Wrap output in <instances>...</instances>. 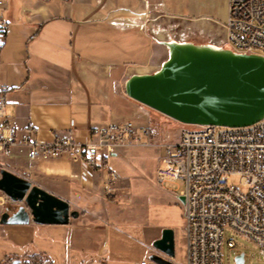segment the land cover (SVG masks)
Listing matches in <instances>:
<instances>
[{
    "label": "crops",
    "instance_id": "obj_1",
    "mask_svg": "<svg viewBox=\"0 0 264 264\" xmlns=\"http://www.w3.org/2000/svg\"><path fill=\"white\" fill-rule=\"evenodd\" d=\"M1 1L0 18L8 26L0 50V84L10 88L7 118L16 126L19 141L35 130L32 137L43 141L58 132L86 142L91 129L137 114L138 102L126 95L125 83L135 74L156 72L150 66L155 41L166 48L133 27L145 18L144 0ZM151 1L160 5L154 15H164L159 24L190 26L196 44H224L228 0ZM6 159L13 160L8 164ZM0 161L27 180V172L56 180L60 184L46 190L79 212L68 225L0 223V264L32 258L47 264H117L120 251L112 247L117 226L103 191L106 170L86 187L82 165L66 156L34 162L17 148ZM4 198L0 196V203ZM161 234L148 238L144 256L150 261L154 255L164 256L153 248ZM171 261L176 264L175 258Z\"/></svg>",
    "mask_w": 264,
    "mask_h": 264
},
{
    "label": "built area",
    "instance_id": "obj_2",
    "mask_svg": "<svg viewBox=\"0 0 264 264\" xmlns=\"http://www.w3.org/2000/svg\"><path fill=\"white\" fill-rule=\"evenodd\" d=\"M228 2L227 38L220 47L264 57V0ZM144 5L145 18L133 27L161 43L191 42V27L161 25L158 19L164 15H154L160 5L151 0H144ZM7 26L0 18V50ZM9 91V87L0 84V158L12 157L17 148L34 162L58 159L62 152H70V159L83 167L86 187H92L95 175L106 170L103 191L111 198L116 195L119 176L110 168V159L125 148L156 146L153 131L132 120L91 129V139L86 142L70 140V136L58 132L51 133V140L43 141L32 137L35 130L19 141L16 126L7 118ZM184 125L188 128L180 132L175 142L159 145L162 157L157 183L162 187L179 180L185 183V190L176 195L185 197V264H224V233L228 227L250 239L264 256V119L246 127ZM4 168L0 161V172ZM234 176L241 177L248 186L247 193L236 188ZM228 245L237 247L234 241Z\"/></svg>",
    "mask_w": 264,
    "mask_h": 264
},
{
    "label": "water",
    "instance_id": "obj_3",
    "mask_svg": "<svg viewBox=\"0 0 264 264\" xmlns=\"http://www.w3.org/2000/svg\"><path fill=\"white\" fill-rule=\"evenodd\" d=\"M168 59L153 74H135L126 95L181 124L246 127L264 119V57L193 42H162ZM0 191L19 206L2 214L0 223L68 225L79 217L70 203L19 175L2 169ZM179 200L185 203V197ZM175 232L164 229L153 248L156 264H174ZM245 255L236 257L244 264Z\"/></svg>",
    "mask_w": 264,
    "mask_h": 264
},
{
    "label": "rangeland",
    "instance_id": "obj_4",
    "mask_svg": "<svg viewBox=\"0 0 264 264\" xmlns=\"http://www.w3.org/2000/svg\"><path fill=\"white\" fill-rule=\"evenodd\" d=\"M156 42L150 66L151 70L158 71L168 59L169 51L165 47L158 46ZM191 42L193 41L191 40ZM137 106V114L134 116L109 122L117 123L132 120L139 126L149 127L155 135L153 142L156 145L155 147L124 149L120 155L112 157L109 161L110 168L119 176L116 195L111 198L105 195L106 203L110 206L111 215L114 217L113 223L117 226L112 233V247L114 250L120 251V258L116 262L117 264L152 263L149 258L144 256V248L148 245V238L159 236L161 230L173 229L175 232L176 263L185 264L186 221L183 204L176 196L185 190V183L179 180L163 187L159 186L157 172L161 167L162 157L159 145L175 142L180 132L188 127L140 103H137ZM12 160L6 159V162L11 164ZM5 169L17 174L7 165ZM26 171L29 169L27 168ZM27 175L29 181L45 190V187L49 188L54 183L55 185L60 184L51 177L36 176L28 172ZM232 182L241 192H248L249 188L242 183L241 177H232ZM1 195L6 198H4V202L0 203V214L9 210H16L19 205L13 203L0 191ZM71 210H74L73 206H71ZM230 241L236 243L235 249L229 247ZM239 254L245 255L244 264H264V256L259 254L257 246L250 239L236 234L234 230L228 227L224 233V264H236V257ZM2 257L3 250L0 247V259ZM15 262L20 264H47L39 258H32L27 263L24 260Z\"/></svg>",
    "mask_w": 264,
    "mask_h": 264
},
{
    "label": "bare ground",
    "instance_id": "obj_5",
    "mask_svg": "<svg viewBox=\"0 0 264 264\" xmlns=\"http://www.w3.org/2000/svg\"><path fill=\"white\" fill-rule=\"evenodd\" d=\"M70 140H78V139L74 135H71ZM63 156L70 158V152H62V157Z\"/></svg>",
    "mask_w": 264,
    "mask_h": 264
},
{
    "label": "flooded vegetation",
    "instance_id": "obj_6",
    "mask_svg": "<svg viewBox=\"0 0 264 264\" xmlns=\"http://www.w3.org/2000/svg\"><path fill=\"white\" fill-rule=\"evenodd\" d=\"M9 211H11V210H9Z\"/></svg>",
    "mask_w": 264,
    "mask_h": 264
}]
</instances>
